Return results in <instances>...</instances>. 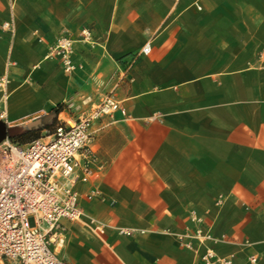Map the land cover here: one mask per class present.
Wrapping results in <instances>:
<instances>
[{"label":"crops","instance_id":"0c3cea01","mask_svg":"<svg viewBox=\"0 0 264 264\" xmlns=\"http://www.w3.org/2000/svg\"><path fill=\"white\" fill-rule=\"evenodd\" d=\"M61 36L72 74L48 57ZM263 51L264 0H0V75L15 63L7 127L107 96L130 117L92 127L104 168L77 188L101 192L81 207L106 228L65 222L63 259L193 264L202 229L219 255L264 264Z\"/></svg>","mask_w":264,"mask_h":264},{"label":"built area","instance_id":"2783aa9c","mask_svg":"<svg viewBox=\"0 0 264 264\" xmlns=\"http://www.w3.org/2000/svg\"><path fill=\"white\" fill-rule=\"evenodd\" d=\"M3 26L14 35L13 20ZM151 49L147 43L142 53L148 55ZM48 57L58 58L66 73L76 69L73 40L68 36L57 39ZM14 65L9 60L0 75L3 123L8 121L10 68ZM61 115L62 111L52 131L31 142L19 143L7 138L0 143V264H69L51 248L55 242H64L65 222L83 223L96 236L105 232L106 225L89 217L81 207L82 198H101V192L93 189L82 194L77 186L87 184L96 168H104L91 144L93 125L104 117L114 122L130 117L122 103L111 96L105 97L91 113L76 119ZM119 232L132 235L135 230ZM186 236L180 235L179 241L186 249L193 250L184 241ZM194 236L201 246H207L202 252L195 250L193 264H235L232 258L219 255L209 246L220 243V238L202 229ZM250 262L255 264L257 257H251Z\"/></svg>","mask_w":264,"mask_h":264},{"label":"rangeland","instance_id":"374dc122","mask_svg":"<svg viewBox=\"0 0 264 264\" xmlns=\"http://www.w3.org/2000/svg\"><path fill=\"white\" fill-rule=\"evenodd\" d=\"M66 73V72H65ZM67 74H72V73H67ZM29 82V81H28ZM31 82H29L28 85H30ZM83 107H80L77 105V103L74 101V100H70V101H67L65 103L62 104L61 106V111L64 112V114L62 115V118L64 117H73V118H77L79 116H81L82 114H88V113H91L97 106L98 104H94L92 101H89V102H86V103H83L82 104ZM59 106H55L54 108H52L49 112H47V114H50L52 112H55L56 113V109L58 108ZM56 120L55 123H57L58 119L57 117L54 119V121ZM53 121V122H54ZM53 124V123H52ZM55 126V125H54ZM54 126L50 129H44L41 133H40V137L43 136V135H46L48 131H52ZM42 128L45 127V122L44 120L42 119ZM16 142H19V143H24L25 141L24 140H17ZM64 239V242L62 244H59L57 242L53 243L51 245V248L53 250H55V253L58 255L59 258L63 259L61 257V253L63 251V249L65 248V241H66V238L63 237ZM64 261H66L65 259H63ZM67 262V261H66Z\"/></svg>","mask_w":264,"mask_h":264},{"label":"water","instance_id":"95a60500","mask_svg":"<svg viewBox=\"0 0 264 264\" xmlns=\"http://www.w3.org/2000/svg\"><path fill=\"white\" fill-rule=\"evenodd\" d=\"M57 117V113L52 112L44 115L42 118L27 123L22 126L7 127L3 122L0 121V143L7 138H16L26 134L27 132L35 129H39L42 126V119L45 125H51L54 119Z\"/></svg>","mask_w":264,"mask_h":264},{"label":"trees","instance_id":"16d2710c","mask_svg":"<svg viewBox=\"0 0 264 264\" xmlns=\"http://www.w3.org/2000/svg\"><path fill=\"white\" fill-rule=\"evenodd\" d=\"M59 107L56 109V113L57 115L61 112V106L62 104L58 105ZM56 120L53 122V124L51 125H45L44 128L40 127L39 129H35V130H31L29 132H27L26 134L16 137V138H11V140L13 141H17V140H24V143H28L31 142L37 138L40 137V133L44 130V129H50L55 125Z\"/></svg>","mask_w":264,"mask_h":264}]
</instances>
